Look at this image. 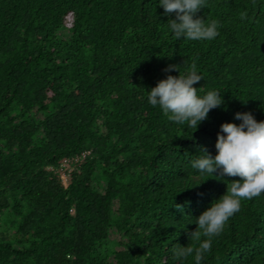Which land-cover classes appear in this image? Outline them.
Listing matches in <instances>:
<instances>
[{
	"label": "trees",
	"instance_id": "16d2710c",
	"mask_svg": "<svg viewBox=\"0 0 264 264\" xmlns=\"http://www.w3.org/2000/svg\"><path fill=\"white\" fill-rule=\"evenodd\" d=\"M206 5L212 40L176 39L159 0H0V264H195L174 248L239 177L192 162L236 113L264 121V0ZM193 63L223 99L196 129L147 100ZM201 264H264V193Z\"/></svg>",
	"mask_w": 264,
	"mask_h": 264
},
{
	"label": "clouds",
	"instance_id": "9594fccd",
	"mask_svg": "<svg viewBox=\"0 0 264 264\" xmlns=\"http://www.w3.org/2000/svg\"><path fill=\"white\" fill-rule=\"evenodd\" d=\"M159 5L165 15L175 14V19L168 20V28L176 39L212 40L219 35L218 21L206 23L197 17V13L207 6L206 0H159ZM247 15L246 11H241L238 18L245 20ZM172 70L179 71L178 66L169 65L164 69L165 72ZM201 79L193 63L187 75H168L158 81L149 91L148 103L158 106L170 121L186 123L196 129L208 118L210 110L223 104L219 91L198 95V89L193 85ZM235 118L242 123L226 122L220 126L216 155L198 158L192 162V167L201 174L215 173L217 177L239 179H230L226 193L196 218V229L188 233L191 243L187 246L177 244L173 250L178 261L194 256L195 264H201L204 254L211 250L212 239L222 233L229 218L240 210L241 201L264 193V121L258 122L251 112H238Z\"/></svg>",
	"mask_w": 264,
	"mask_h": 264
},
{
	"label": "rangeland",
	"instance_id": "374dc122",
	"mask_svg": "<svg viewBox=\"0 0 264 264\" xmlns=\"http://www.w3.org/2000/svg\"><path fill=\"white\" fill-rule=\"evenodd\" d=\"M110 237H112L113 239H117V236L113 234Z\"/></svg>",
	"mask_w": 264,
	"mask_h": 264
}]
</instances>
